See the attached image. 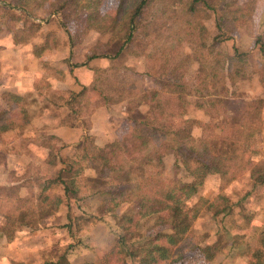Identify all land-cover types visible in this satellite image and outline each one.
I'll return each instance as SVG.
<instances>
[{
    "label": "trees",
    "instance_id": "trees-1",
    "mask_svg": "<svg viewBox=\"0 0 264 264\" xmlns=\"http://www.w3.org/2000/svg\"><path fill=\"white\" fill-rule=\"evenodd\" d=\"M256 1L118 0L108 14L101 10L102 0H0V29L9 32V23H17L14 41L19 44L41 38L33 45L36 57L59 50L49 44L54 25L57 35L66 33L61 42L52 40L66 50L65 58L43 66L45 82L39 88L0 94V171L8 170L9 155L36 154L55 168L54 174L42 175L40 165L29 163L21 177L8 170L9 182L0 194V247L19 232L58 221L66 235L63 245H69L55 263L49 259L43 264H70L68 255L76 253L82 234L109 216L117 231L113 244L101 257L95 252L91 258L73 259L75 264H166L171 249L209 214L216 221L212 234L194 249L206 263L233 252L238 264H264V222L255 225L247 218L250 238L257 242L250 249L244 236L228 230V219L239 214L228 197L204 195L208 179L227 178L247 164L261 135L264 99L236 89L239 80L252 78L248 53L234 49L230 58L212 49L213 43L239 31L251 33ZM211 19L216 33L208 44L205 22ZM71 22L74 34L68 31ZM91 34L104 36V43L96 41L76 54ZM255 45L264 58V33ZM127 58L158 62L154 73L143 74L139 90L118 83ZM95 60L107 64L91 67ZM193 65L200 70L197 78L189 75ZM82 67L96 74L90 86L81 85L73 74ZM96 99L107 110L126 103L127 135L103 146L91 135L74 146L61 142L53 129L79 126ZM141 105L146 112L139 110ZM188 107L206 120L186 118ZM44 113L48 118L39 130L42 136L33 139V122ZM194 128H201L200 136L193 135ZM169 157L173 178L167 182L164 162ZM249 179L252 188L263 186L264 165L252 167ZM2 258L0 252V263ZM22 262L10 259L6 264Z\"/></svg>",
    "mask_w": 264,
    "mask_h": 264
},
{
    "label": "rangeland",
    "instance_id": "rangeland-1",
    "mask_svg": "<svg viewBox=\"0 0 264 264\" xmlns=\"http://www.w3.org/2000/svg\"><path fill=\"white\" fill-rule=\"evenodd\" d=\"M118 0H102L101 10L104 13L112 14L117 7ZM241 3H245L246 0H240ZM1 13V11H0ZM253 27L251 33L247 31H239L233 35L231 39L213 43L212 49L219 50L228 57L233 58L234 49L248 53V61L250 63V71L252 72L251 80H239L236 83V89L243 95L247 97H259L264 99V58H262L259 47L255 45V40L258 36L264 33V0H257L255 11L253 14ZM207 31L210 35L206 39L208 44H211L210 38H212L216 30L214 28L213 20H207L205 22ZM11 31L14 33L18 31L19 25L15 22L9 23ZM51 29L52 40H57L61 42L66 33L63 31L58 32V28ZM53 27V26H52ZM68 31L70 34H74V24L71 22L68 25ZM51 37V36H50ZM9 40V33L5 34L1 40L5 43V40ZM50 40V45L52 48L62 49L61 44L55 43ZM101 40L102 43L105 40L104 36H99L97 34H91L85 43L81 44L79 48L75 51L76 54L84 52L88 47ZM187 53H190L191 46L185 47ZM50 56H53L52 52L58 51L49 49L47 50ZM61 57V53L58 54ZM79 55V54H78ZM55 57H48L46 60H42L41 64L45 65L51 64L55 61ZM127 68H122L118 74V83L122 88L134 87L137 90L141 89L143 86V74L144 73H154L158 67L157 61H145L141 58H127L125 62ZM200 74V70L196 65H193L190 70V77L197 78ZM96 74L94 73V79ZM45 75L43 76V81L39 80L35 88H39L45 81ZM42 81V82H41ZM145 81V80H144ZM145 84V82H144ZM134 88V89H135ZM45 93V92H44ZM105 107L101 99H96L86 108V114L81 118L80 123L84 127L89 124L88 117L91 113L101 107ZM190 107L187 108V110ZM38 110V109H37ZM127 110L126 103L117 104L110 106L108 108V113L111 116V129L116 132L117 138L121 139L127 135L129 131V122L125 121ZM139 110L142 112L147 111L146 105H141ZM188 114V112H187ZM121 116L122 120L119 118ZM187 116V115H186ZM121 120V121H119ZM128 124V126H127ZM51 125V124H50ZM86 125V126H85ZM261 135L256 143H254L250 150V158L247 164L242 169H233L227 178H210L205 183L204 195L212 196L218 194H224L229 199V204L234 205L235 212L239 213L235 215L234 220L231 221L229 218L226 225L229 226L230 232H235L244 236L242 240L244 243L249 245L250 249H254L257 246L255 239H251L252 227L250 223H247V218L256 223L255 225H260L259 222H264V185L252 188V183L249 179V172L254 166L264 165V108L262 112V119L258 123ZM41 131H39L38 126L34 127V131L30 133L33 139H40L42 136ZM115 134V133H114ZM115 134V135H116ZM58 146L59 143H56ZM67 150L63 154L67 155ZM33 158L28 162L40 165V172L42 175L54 174L55 168L42 163L41 159H38L36 154L31 155ZM30 158V157H29ZM28 158V159H29ZM23 163V161H22ZM173 159L171 157L167 158L164 162V179L169 182L173 178L172 164ZM25 165V162L23 163ZM27 166V165H26ZM25 166V167H26ZM27 170V169H26ZM25 172L18 175L21 177ZM4 177H7L9 182L8 174L3 173ZM17 177V176H16ZM18 180H20L18 178ZM0 183V194L4 190V186L8 183ZM214 222L209 216V214H203L194 224L191 232L186 237V239L180 243L178 246L171 249L170 260L166 264H238V262L233 261L234 253L231 256H225L220 259H215L210 263H206L203 260L202 255L194 250L197 247V243L201 242L203 238H206L214 228ZM117 235V231L113 225L112 219L109 216H104L100 218L99 221L95 222L93 226L89 227L85 233L82 234L81 243L77 246L76 253L71 255L69 253L68 257L70 264H75L74 261L78 260L80 257L89 256L93 257V254L97 252L100 257L103 252L110 247ZM66 235L59 229V222L52 221L48 224V227L44 225L37 227L32 231L19 232L16 239L9 244H5L3 248L0 247V252L3 254L2 262L0 264H6L8 260L14 259L21 261L25 264H43L44 261L49 259L54 262L57 257L63 254V251L69 244L63 245V238ZM200 244V243H199ZM83 246H85L83 248ZM96 250V251H94ZM74 259V261H73ZM55 263V262H54Z\"/></svg>",
    "mask_w": 264,
    "mask_h": 264
},
{
    "label": "crops",
    "instance_id": "crops-1",
    "mask_svg": "<svg viewBox=\"0 0 264 264\" xmlns=\"http://www.w3.org/2000/svg\"><path fill=\"white\" fill-rule=\"evenodd\" d=\"M18 27L20 28V26ZM7 33H9L10 39H7L5 40V43H2L1 38ZM40 39L41 38H37V40L33 39L27 44H19L14 41L13 31L7 32L6 30L0 29V94L5 91L20 94L32 93L38 84V81L45 75L43 71L44 64L42 65L41 61L46 60L48 57H55L57 61L65 58V49L55 50L58 51L56 53L53 51V56H50L47 51L40 57H36L33 53V45L36 41L40 42ZM60 53L61 57L58 55ZM95 61L90 62L89 65L92 67L94 64H98V66H106L107 64L106 60ZM73 74L77 78L78 82L83 86H90L93 83L94 72L92 69H87L85 67L76 68L73 71ZM187 112L188 114L186 118L206 120V117L203 116L201 112H197L193 108H189ZM47 116L48 115H45L44 113V115L35 119L33 126H38L40 130L45 125V119L48 118ZM119 118L122 120L121 116ZM88 120L89 124L87 123V127H84L82 123L74 128L56 127L53 129V134L61 142L68 146L78 144L86 135L94 137L96 144L99 146H103L118 137L115 132L116 130L113 131L111 129V116L106 108L101 107L93 111L91 116L88 117ZM200 134L201 128L193 129V135L195 137L200 136ZM1 142L2 141L0 139V148L3 145ZM41 153L44 155V152L41 151ZM31 155L7 156V169L15 170L18 171V173H21L24 167L28 165V162L33 158ZM22 161L23 163L25 162V165H23ZM8 170L3 171V173L7 174ZM1 182L2 184L8 182L7 177H4L2 171H0V183Z\"/></svg>",
    "mask_w": 264,
    "mask_h": 264
}]
</instances>
